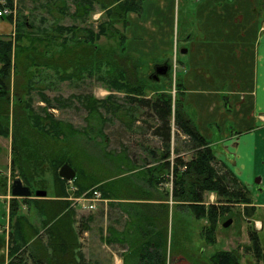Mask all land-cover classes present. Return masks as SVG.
I'll use <instances>...</instances> for the list:
<instances>
[{
    "label": "rangeland",
    "instance_id": "rangeland-1",
    "mask_svg": "<svg viewBox=\"0 0 264 264\" xmlns=\"http://www.w3.org/2000/svg\"><path fill=\"white\" fill-rule=\"evenodd\" d=\"M174 1L176 10L173 13L167 6L170 3L168 0H143L142 13L127 14V28L114 23L116 35L114 32L110 34L111 28L107 30V35L101 33V26H110L109 17L114 15L98 3H93L88 13L75 16L73 0H14L10 12L13 22L0 19V23L11 24L10 31L9 27H2L7 33L0 34V37L6 35L5 39L12 38L15 22L26 24L24 37L16 44L18 49H14L15 53L20 46H33L35 51L47 56L58 54L78 46V40L83 42L85 30L97 36L93 46L116 51L79 76L73 70L69 72L74 76L67 77L61 70L50 67H30L31 84L23 97L27 112L39 117L46 112L61 123L58 135V144L62 145L60 153L63 156L66 153L67 157L72 155L75 181L62 183L61 186L67 194L66 210L72 212V217L77 220L72 225L78 237L75 252L77 264H139V255L145 253L141 247L158 231L152 226L150 217L161 212L158 207L163 199L169 203L163 264H169L170 259L177 255L183 256L190 264H211L209 260L213 254L231 250L235 251L238 264H264V215L253 216L252 220L251 216L244 214L247 207L250 215V207L228 204L229 211L223 212L214 226L215 241L208 244L203 238V229L208 222L205 219L196 220L186 207L178 206L179 203L171 198L170 172L173 163L176 158L186 162L193 154V143L177 130L175 110L190 119L209 140L216 157L215 167L222 173L226 170L219 163L222 157L217 154L222 150L215 140L224 131L221 125L223 111L226 110V115L234 119L236 105L243 103V98L248 100L238 85L237 72L234 75L235 70L231 69L239 67L236 53L231 63H225L227 68L221 64V70L217 69L216 61L220 58L216 54H227L228 43L210 50V58L205 59V64L199 61L200 56L193 55V50L190 49L191 53L185 46L184 33L188 25V28L193 26L190 23L193 19L185 13L188 8L192 10L190 15H194L196 8L202 6L201 0ZM259 3L255 1V8L251 10L255 14ZM234 5L244 9L239 2ZM222 6L228 8L226 1ZM4 16L6 18L8 14ZM181 48L187 49L188 53L181 54ZM116 55L130 60L126 63L121 61L126 67L123 71L118 69L120 64ZM162 57L163 60L168 58L171 65L169 77L154 73L156 66L164 64ZM134 79L136 82L133 83ZM224 89L230 92L228 96ZM161 95L171 97L172 101L167 147L161 139L153 136L159 122L150 104H140L141 100L153 102ZM229 126L226 123L225 130L231 131ZM11 133L10 128L7 136L0 135V264H9L13 257L29 264L27 253L33 246L32 241L40 238L45 246L50 238L46 232L43 210L37 208L35 200H51L54 197V173L48 172L43 177L46 179L44 197L34 195L37 191L34 189L38 188L36 182L29 184L31 198L12 197L10 186L13 180L20 179L23 185L24 180L18 167L11 164V160L15 159L11 150ZM163 156L166 158L163 159ZM166 162L169 163L168 168ZM81 172L84 177L79 175ZM160 175L164 179L157 183ZM150 176L155 178V183L148 182ZM78 188L83 190L79 194ZM92 190L99 192L102 201L96 203L93 211L81 209L74 198L90 195ZM218 201L213 192L203 194L205 205L217 204ZM4 203L17 205L13 216H9L8 208L7 224ZM74 207H77V211ZM19 217L24 221H19L18 225ZM228 219L231 223L225 228L222 223ZM255 219L263 224L262 229L257 230L262 247L259 258L245 249L249 245L248 229L256 228L253 225ZM29 230L35 234L31 240L27 239L29 233L26 232ZM3 234L6 235L5 240ZM10 249L14 253L12 257L8 254ZM146 251L150 252L152 258L155 257L154 264H160V257L154 250Z\"/></svg>",
    "mask_w": 264,
    "mask_h": 264
},
{
    "label": "trees",
    "instance_id": "trees-1",
    "mask_svg": "<svg viewBox=\"0 0 264 264\" xmlns=\"http://www.w3.org/2000/svg\"><path fill=\"white\" fill-rule=\"evenodd\" d=\"M73 1L76 6L75 16L91 11L93 3H98L110 14L114 15V17H109L110 26L108 24H106V28H104V25L101 26V33L103 35H107V30L110 28V34L113 35L114 32L116 35V30L113 25L122 24L125 29L129 23V16L127 14L133 12V14L139 15L140 11L142 13L143 10V0H136L138 2H128V0ZM172 4L173 0L168 4L171 10ZM13 7L14 0H0V9L7 8L11 12ZM0 19L2 21L5 19L6 21L13 22L11 14H8L6 18L3 15ZM25 25V22H15L12 38L5 39L6 35H1L0 37V135L7 136L11 128V150L15 156V159L11 160V164L18 167L24 180V185L29 189L30 182H36L35 186L38 185L39 189L34 190L45 191L46 179L43 177L48 172L54 173L52 181L55 183V199L47 200L46 198H39L35 200L37 201V208L43 210L47 225L46 232L50 238L45 246L41 243L40 238H35V241H32L34 248L32 246L31 250L27 253L30 260L29 264H77V255L75 252L78 248V237L72 228V220L70 219L72 212L66 210L68 208L67 194L61 186L62 183H66L67 181L60 178L56 171V168H60L63 164L70 165L75 171L73 168L74 162H71L72 155L67 157L65 153V157L60 153L62 145L60 146L58 144V135H60L59 128L61 123L55 121L51 114L46 112L41 117L27 112L24 109L23 97L28 93V88L31 84L30 67L45 66L53 68L54 70H61L64 76L67 77L74 76V74L79 76L83 72L88 71L92 66H96V63L99 61L105 60L108 55H114L116 51L101 50L99 47L93 46L92 43L97 36L94 34L91 35L88 33V30H85L86 34L82 36L83 42L78 40V43H80L78 46L66 51L64 50L63 52L60 51L58 54L55 53L47 56L42 52L35 51L33 46H20L18 52L15 53L14 49H18L16 44L24 37L23 31ZM62 29L71 28H59V30ZM121 35L124 41V35L122 33ZM186 38L187 34L184 33V39ZM116 56L120 64L118 69L123 71L125 64L121 63V61L126 63V61L129 62L130 60L118 55ZM162 62L167 66L168 71L165 75L169 77L171 65L169 64L168 58L166 60L162 58ZM70 70H73L74 74L72 72L70 73ZM125 70L128 72V69ZM134 82H136L135 79ZM183 95L184 92L182 93ZM140 104H150L159 122V126L153 131V136L161 139L162 144L167 147L170 141L171 97L161 95V97H158L153 102L141 100ZM174 122L177 130L187 136L189 142L193 143V154L190 160L186 162L180 158L175 159L170 172L172 177L170 195L174 201L179 203L178 206L186 207L196 220L205 219L208 222L206 228L203 229V238L206 243L213 244L215 241L214 226L217 223V218L223 212L229 211V208H227L228 204H249L248 192L233 177L230 170L225 169V166L223 167L226 171L222 173L216 169L214 149L210 146L209 140L197 130L190 119L180 114L178 110H175ZM151 154L154 155L153 152ZM164 158L166 156H163ZM166 167H169L168 162H166ZM83 174L81 172L79 175L81 176ZM34 179L40 180L35 181ZM158 179L156 180L157 183L163 181L164 178L160 175ZM154 180L155 178L150 176L148 182L153 184L155 183L153 182ZM72 181L74 182L75 178ZM77 184L80 185L79 182ZM80 190L77 191V194H79ZM205 192L215 193L219 200L217 204L205 205L203 202V194ZM16 208V204L11 203L9 205V216L16 214ZM158 210L159 212L161 211L159 214L150 217L152 226L157 228L158 231L156 235L150 237V240L146 241L144 246L141 247V250H144L145 253L141 252L139 255V264H143L144 261L147 264H154L155 257L152 258V255L146 249H152L159 255L160 264H163V261L165 262L168 206L161 203L159 204ZM244 210V214L250 217L251 214L249 215L248 213L249 208L246 207ZM18 219V225L20 224L19 221H24V218L21 219L19 217ZM26 233H29L28 240H31L35 235L30 230ZM248 240L249 245L245 246V249L250 250L254 256L261 257L262 247L257 230L253 228L248 229ZM10 250H8V254L12 257L14 253ZM16 259L14 257L11 258L9 264H28L22 259ZM209 261L211 264L239 263L233 250L219 251L213 254Z\"/></svg>",
    "mask_w": 264,
    "mask_h": 264
},
{
    "label": "crops",
    "instance_id": "crops-1",
    "mask_svg": "<svg viewBox=\"0 0 264 264\" xmlns=\"http://www.w3.org/2000/svg\"><path fill=\"white\" fill-rule=\"evenodd\" d=\"M225 1L228 5L226 9L222 6ZM255 1L260 2L257 14L251 11L255 8ZM201 2L202 6L196 8L194 15H190L192 10L188 8V12L185 13L194 21H190L193 25L191 28H188L189 25L187 27L185 46L188 50H193L194 53L190 50L193 55L200 56L199 61L205 64V59L210 58L208 54L210 50L216 49L218 45L224 46L225 42L228 43L227 54L220 56L216 54V57L220 58L218 62L216 61L218 71L221 70V64L225 65L234 60L232 58L234 53L238 56L236 63L238 69L235 67L231 69L235 70L234 75L237 72L238 85L246 93L248 100L243 98V103L236 105L234 119L226 115V110L223 111L221 125L224 131L215 141L223 152V154L217 153L222 157H218L221 161L219 163L225 166L226 170H230L233 177L248 192L250 203L247 206L251 208L250 219H252L253 216L264 215V0H201ZM236 2H239L244 9L236 7L234 5ZM172 10L173 13L176 10V1L172 4ZM0 25V28L7 26L8 31L11 30V24L0 23ZM4 33H7V30L0 29V34ZM185 53H188L187 49ZM233 63L235 65V62ZM224 92L228 93L227 96L230 94L226 89ZM226 123L230 125L231 131L225 130ZM167 189L165 187L164 190L169 194ZM1 197L0 195V199ZM163 200L169 208L167 199ZM162 201L159 203L161 204ZM4 204L7 224L9 203ZM74 209L77 211V207ZM95 209L96 207L92 211ZM70 219L74 226L77 220L75 217ZM253 223L256 225L254 230L262 229L263 224L258 220L255 219ZM82 232L86 235L85 229Z\"/></svg>",
    "mask_w": 264,
    "mask_h": 264
},
{
    "label": "water",
    "instance_id": "water-1",
    "mask_svg": "<svg viewBox=\"0 0 264 264\" xmlns=\"http://www.w3.org/2000/svg\"><path fill=\"white\" fill-rule=\"evenodd\" d=\"M185 49L181 50L180 53H185ZM167 67L164 65H159L154 68V72L158 75H164L167 72ZM58 175L60 178L66 180V181H72L75 177L74 170L68 165L63 164L59 170ZM10 194L12 197L15 198H28L31 196V191L29 188L22 184L20 179L13 180L11 186H10ZM46 194L45 191H35L34 195L37 197H44ZM231 223V220H226L222 225L223 227H228ZM169 264H190L189 261H187L183 256H174L170 259Z\"/></svg>",
    "mask_w": 264,
    "mask_h": 264
},
{
    "label": "built area",
    "instance_id": "built-area-1",
    "mask_svg": "<svg viewBox=\"0 0 264 264\" xmlns=\"http://www.w3.org/2000/svg\"><path fill=\"white\" fill-rule=\"evenodd\" d=\"M7 14H10V10H8L7 8H3L0 10V16ZM74 200L76 201L77 204H79V206L82 209H87V210L94 209L96 203L102 201L99 192L96 190H92L90 192V195L84 194L79 198H74Z\"/></svg>",
    "mask_w": 264,
    "mask_h": 264
},
{
    "label": "flooded vegetation",
    "instance_id": "flooded-vegetation-1",
    "mask_svg": "<svg viewBox=\"0 0 264 264\" xmlns=\"http://www.w3.org/2000/svg\"><path fill=\"white\" fill-rule=\"evenodd\" d=\"M181 50H183V49L181 48ZM181 50H180V51H181ZM165 67H167V66H165ZM154 73H155V72H154ZM164 75H165V74H164ZM152 76H153V75H152ZM169 263H170V262H169Z\"/></svg>",
    "mask_w": 264,
    "mask_h": 264
},
{
    "label": "bare ground",
    "instance_id": "bare-ground-1",
    "mask_svg": "<svg viewBox=\"0 0 264 264\" xmlns=\"http://www.w3.org/2000/svg\"><path fill=\"white\" fill-rule=\"evenodd\" d=\"M75 172V171H74ZM11 195V194H10Z\"/></svg>",
    "mask_w": 264,
    "mask_h": 264
}]
</instances>
